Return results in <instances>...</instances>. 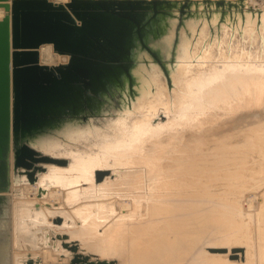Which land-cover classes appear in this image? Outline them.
I'll use <instances>...</instances> for the list:
<instances>
[{"label":"water","instance_id":"water-1","mask_svg":"<svg viewBox=\"0 0 264 264\" xmlns=\"http://www.w3.org/2000/svg\"><path fill=\"white\" fill-rule=\"evenodd\" d=\"M0 7L7 11L0 19V264H14L18 253L22 264H45L35 253L44 245L69 256L68 264H122L55 229L65 224L60 214L49 229L27 232L18 224L15 245L14 196L39 183L46 197L54 186L42 184L46 175L123 139L136 120L167 125L178 116L177 99L189 96L188 82L217 66L264 62V8L249 0H0ZM47 43L68 62L43 64L39 49ZM242 109L250 113L228 112L214 128ZM129 171L100 166L82 186Z\"/></svg>","mask_w":264,"mask_h":264},{"label":"rangeland","instance_id":"rangeland-1","mask_svg":"<svg viewBox=\"0 0 264 264\" xmlns=\"http://www.w3.org/2000/svg\"><path fill=\"white\" fill-rule=\"evenodd\" d=\"M59 57H66L65 62L69 60L68 55ZM65 62L59 61L57 64ZM227 66L236 73H254V75L264 76V62L243 61V63L236 62ZM222 71L223 67L219 65L209 74L188 82L185 91L189 93V96L184 95L177 99V108H179L178 116L175 118L188 119L187 117L202 114L204 109L210 110L214 115H219L217 104L211 96L213 95L219 101L220 95L216 90L218 84L215 83L214 76L222 75L224 80L225 76ZM241 91L242 88L237 90L242 94ZM223 101L220 103H224ZM166 107L168 108V105ZM262 113L264 114V110ZM241 115L219 127L220 132H223L222 135L233 130ZM173 119L174 117L170 121ZM137 121H134L131 129L124 133L123 139L118 140L115 137L103 142L96 155L79 154L80 158H75L71 167L53 172L58 175L57 179H52L55 175L50 174L46 175L42 181L44 185H47L48 180L54 183L48 194L54 188L67 191L71 188L83 187V181H93L97 167L114 163L128 166L131 171L122 173L117 180L113 181L110 178L106 180L105 183H109V186L104 185V187L102 184L99 187L93 185L89 189L83 187L88 192L96 190L95 194L88 197V201L93 202L91 204H102L103 202L109 204L111 208L109 217L101 220L95 229L84 233L79 222L76 223L64 216L66 210L73 211L83 204V199L66 197L63 204L55 202L52 208L46 205L40 210L36 209L34 200L16 202L14 208L15 245H21L18 224L23 231L27 232L32 231L35 226H44V224H47L49 229L53 228V217L60 214L65 217V224L63 227L54 228L70 231L73 238L81 239L82 244L91 251L98 252L104 257H119L124 261L122 264H164L159 255L166 258L174 256L172 248L180 244L179 238L178 242L167 245L165 249L156 247L157 250H151L144 242L142 247L141 243L136 241L139 238L141 240V236L137 238L135 231L128 234L122 232L119 234L121 228L115 231L118 227L116 225L121 223L118 220L119 216L135 215L139 212L136 211L137 203L154 196L153 193L149 194L150 190H155L159 184L154 178L163 173L157 174L154 167L150 172L148 164L163 159L168 163L169 169L165 166L168 169L166 180L171 184L163 185V191H170V194L165 193L166 196L176 198L172 205L164 207L169 210H179L176 216L185 222L187 228H193V232H189V236L183 237L181 242L185 243L183 248L188 246L189 252H194L196 256L185 257L183 263L197 264L198 260L199 264H264L261 249L264 227V137H259L260 130L254 126H247L240 136L228 143L224 141L221 144L215 143L216 141L211 137L212 142H207L198 154H191L192 157H197L198 161L188 166V156H165L147 152L148 147L158 146L156 133H163L167 128L164 126L152 128L153 123L150 119L146 122L147 128L154 132L141 135L140 122ZM150 136L152 138H149ZM133 173L136 175L131 176ZM24 185H38V197L42 198L39 183ZM107 211L108 209H105L103 212L108 213ZM166 214L168 215V211ZM151 215L156 217L154 212ZM165 221L169 220L166 218ZM162 223L169 227L171 222L166 224L162 221ZM162 233L157 232L158 235ZM43 235L42 233L41 236ZM247 235L248 240L246 241ZM41 236L38 234L37 237L40 239ZM174 239L173 237L171 240L174 241ZM168 241L170 242L169 239ZM224 248L228 252H219ZM180 250L183 249H177L178 252ZM249 251L255 253V256L249 255ZM157 252H160L159 255ZM35 253L41 254L45 264H68L70 260L69 256L61 258L53 247L45 245ZM19 255L20 253L15 255L14 264H22ZM250 256L252 258L249 259ZM177 264H181V261L179 260Z\"/></svg>","mask_w":264,"mask_h":264},{"label":"bare ground","instance_id":"bare-ground-1","mask_svg":"<svg viewBox=\"0 0 264 264\" xmlns=\"http://www.w3.org/2000/svg\"><path fill=\"white\" fill-rule=\"evenodd\" d=\"M53 1L56 3H67L70 0ZM249 2L254 8H264V0H249ZM6 14V9L4 7H0V19L5 17ZM39 51L43 64L53 65L57 64L59 61H67L66 57H59L63 55L57 53L54 50V45L51 43L43 44L40 47ZM57 54H59V56ZM222 67L223 76H225L224 80L222 79V75L216 74L214 76L215 83L218 84L216 86V90L218 91L217 93H219L221 98L219 97V101H217V99L213 95L211 96L212 100L216 102L217 111L220 114L214 115L210 112V110L204 109V112H202V114L200 115L196 114L195 116L187 117L188 119L175 118L171 120L167 125L164 126V128H167V130H164L163 133L158 132L156 133V135L154 134L155 138L158 139V146L156 148L148 147L147 152H149L150 154H163L165 156H188L189 162L187 163V165L190 166L191 164H193V162L194 164H196V162L198 161V159L196 160L197 157H192L191 154H198L200 149L207 145V142H212L211 137H213V139L216 141L215 143L221 144L223 141L228 143L233 138L240 136L242 130H244L247 126H254L258 128L260 130L259 133H261L259 137H264V114L262 113V109L264 110V78L262 77L264 76H258L257 74L254 75V73H236L227 65H222ZM224 85H227V90L222 89ZM240 88H242V94L240 92H237V90ZM221 99H223L224 101ZM221 101H223L224 103H220ZM166 105H168V103H166ZM241 107L248 108V111L250 113L246 114L244 109H242L241 111L243 115L240 116V120H238L237 124L233 127V130H230L229 132L222 135L223 132H220V128H214L217 123H220L219 120H221L222 117H227L229 119V116L233 115L232 113L228 112L238 111ZM201 109L202 108L200 107V110ZM214 117L217 118L214 120ZM225 122H227V120ZM205 125L208 126L205 127ZM189 129L193 130L191 131V133L187 134ZM152 131L153 130L147 128V123L140 124L141 135L152 134ZM218 134L222 136L217 138L219 136ZM152 136H150L149 138H152ZM113 166H119V164L114 163ZM148 166L150 167V172H152V169L155 168L157 174L163 173L162 175H156L157 177L154 178L159 182L156 189L150 190L149 192V194L153 193L154 196L145 198V200L137 203L136 211L139 212L135 215H132L131 217L126 215L119 216L118 220L121 223L119 225H116L118 227L115 229V231L120 228L121 231L119 232V234L121 232L128 234L135 231V235L137 238L141 236V240H139V238L136 241L139 242V244L141 243L142 247L144 245V242L151 250H157V248L165 249L167 245L170 246L171 243L174 244L178 242L177 239L179 238L180 244L172 248V252L175 253L174 256L166 258L160 256V252H157V254L159 255V257H161L160 260H162L164 264H177L179 260L181 261V264H184L183 259H185V257H192L193 255L196 256L194 252H189L187 248L188 246H185V248H183V245L185 243L181 242V239L183 237L189 236V232H193V228H187L185 222L180 220L179 217L176 216L179 210H169V208L164 207L172 205L176 200V198L166 196L165 193L170 194V191L164 192L162 187L163 185H171L169 184L170 181L166 180V177H168L167 171L169 169L168 163L165 160L161 159L158 162L155 161L152 164H148ZM165 166L168 169H166ZM53 175L55 176H52V179H57L58 175ZM135 175L136 173H133L131 176ZM159 177L162 178L160 179ZM104 185L109 186L110 184L105 183L103 184V186ZM21 188L23 189L24 196L20 198L14 196L13 212L16 202L29 201L31 199L35 201V204L40 203L42 209H44L47 201L52 204H54L55 202L63 204L64 199L67 197L68 199L78 198L83 199L84 201L83 204L78 206V208L74 209L73 211L66 210V213L64 214L66 219L70 218L76 223L79 222L83 227L84 233L95 229L101 220L109 217L108 214L111 208L108 203L103 202L102 204H91L93 202L88 201V197L95 194L96 190H91L90 192H88L83 189V187H77L71 188L66 191L63 189L54 188L49 192L46 198H39L38 185H24ZM164 188H166V186ZM124 207H126V205H124ZM105 209H108V213L103 212ZM167 211L168 215L166 214ZM152 212L156 213L155 218L152 217ZM166 218L169 221H165ZM162 221L166 224L171 222L173 225L170 223L169 227H167L162 223ZM158 231L160 233L163 232L162 235H158ZM112 234L113 233H111V235ZM173 237L175 238L174 241L171 240ZM144 238L146 239L145 241L142 240ZM168 239L170 240V242L168 241ZM245 240H248V235L246 236ZM177 249L183 250H180V252H178ZM261 249L262 256L264 257V227L262 232ZM178 254L180 257L178 256ZM251 254L252 257L255 256V253L250 252L249 255ZM252 257L250 256L249 259ZM197 264H199L198 260Z\"/></svg>","mask_w":264,"mask_h":264}]
</instances>
